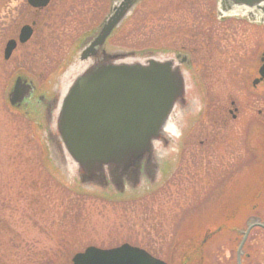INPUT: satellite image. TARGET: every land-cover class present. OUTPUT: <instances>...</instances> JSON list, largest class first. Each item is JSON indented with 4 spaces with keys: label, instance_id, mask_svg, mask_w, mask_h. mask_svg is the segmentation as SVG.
<instances>
[{
    "label": "rangeland",
    "instance_id": "obj_1",
    "mask_svg": "<svg viewBox=\"0 0 264 264\" xmlns=\"http://www.w3.org/2000/svg\"><path fill=\"white\" fill-rule=\"evenodd\" d=\"M111 7L110 0H52L37 11L27 0H0V264H73L88 246L123 243L168 264H237L248 225L264 222V122L252 104L227 126L207 110L223 93L221 66L259 55L264 30L250 20L220 24L217 0H143L109 39L108 50L135 53L127 63L154 55L179 64V53L191 60L180 65L185 103L170 119L177 133L155 142L154 184L119 192L80 184L77 170L70 175L65 164L63 174L51 156L46 167L38 128L11 108L18 76L47 96L62 91L82 63L81 42ZM33 20L32 38L5 59L7 42ZM243 264H264V229L251 230Z\"/></svg>",
    "mask_w": 264,
    "mask_h": 264
},
{
    "label": "water",
    "instance_id": "obj_2",
    "mask_svg": "<svg viewBox=\"0 0 264 264\" xmlns=\"http://www.w3.org/2000/svg\"><path fill=\"white\" fill-rule=\"evenodd\" d=\"M50 1L28 0V3L43 9ZM141 1H116L99 28L84 38L80 45L81 68L69 74L73 76L58 92L55 115L51 116V110L47 112L46 144L54 165L60 166L65 175L68 173L65 164L70 167V175L77 170L83 185L122 192L146 183L154 184L160 172L155 142L167 143L163 134L172 112L178 103H185V77L180 64L154 55L147 63H127L121 60L135 55L134 52L107 48L111 36ZM225 1L228 5L221 10L262 21L264 0ZM32 34L31 25L23 26L19 42H27ZM16 46V40L8 41L6 59ZM28 81L21 76L15 79L8 95L12 106H19L30 96L32 83ZM55 120L53 131L51 125ZM255 227L264 228V222L252 220L248 225L237 250V264H242L245 242ZM73 262L168 264L128 243L111 249L88 247L76 254Z\"/></svg>",
    "mask_w": 264,
    "mask_h": 264
},
{
    "label": "flooded vegetation",
    "instance_id": "obj_3",
    "mask_svg": "<svg viewBox=\"0 0 264 264\" xmlns=\"http://www.w3.org/2000/svg\"><path fill=\"white\" fill-rule=\"evenodd\" d=\"M110 1L113 5L118 0ZM225 5H228L227 1L223 2V0H217L218 9H221L222 6ZM35 10L41 11L42 9ZM228 21H231V19H220L219 23L222 24ZM36 23L37 21L33 20L30 24L34 31ZM249 24L258 29L264 30V24L262 23L257 24L250 22ZM258 53L259 55L257 58H249L246 61L244 60L240 62L239 66L236 62L231 63V66L229 67H225L224 65L221 66L226 72L224 74L221 73L220 78L216 80H218V84L222 86L223 93L219 97L215 99L213 98L212 103L214 109L207 110L210 115L214 116L213 118L216 123H222L224 126H227L230 122H235L244 113L245 107H248V105L251 106V104V107H257V113L260 116L259 118L263 119L262 121L264 122V43L260 46ZM179 54L181 55V57L178 58L180 65L190 66L191 60L189 56L181 53ZM31 83L32 91L30 96L19 106H11V108L19 110V113H23L26 117L31 118L30 120L34 122L36 129L38 128L36 130V135L42 144V153L45 155L44 164L47 167L50 160V154L48 146L44 145L42 132L49 127L47 112L51 110L52 116L55 115L54 113L58 110L59 93L55 90L53 95L47 96L45 93L40 92L33 82ZM40 117H42V119ZM262 136L264 137V134ZM261 164L264 166V159L261 160ZM218 227L219 226H217L216 229H219ZM208 237L211 238V236Z\"/></svg>",
    "mask_w": 264,
    "mask_h": 264
},
{
    "label": "bare ground",
    "instance_id": "obj_4",
    "mask_svg": "<svg viewBox=\"0 0 264 264\" xmlns=\"http://www.w3.org/2000/svg\"><path fill=\"white\" fill-rule=\"evenodd\" d=\"M81 68V66H77V67H73L70 71V73H73L77 70H79ZM165 132H168L170 134H176L177 133V127L175 126V124L171 123L170 121L168 122L167 126H166V129H165ZM73 168V167H71Z\"/></svg>",
    "mask_w": 264,
    "mask_h": 264
},
{
    "label": "trees",
    "instance_id": "obj_5",
    "mask_svg": "<svg viewBox=\"0 0 264 264\" xmlns=\"http://www.w3.org/2000/svg\"><path fill=\"white\" fill-rule=\"evenodd\" d=\"M262 184H264V180L262 181ZM256 203V202H255ZM247 204V203H246ZM248 205H250V203L248 204ZM257 205V207H258V205L259 204H256ZM228 224V223H227ZM226 224V225H227ZM219 225H221V223L219 224ZM225 224H223V225H221L224 229H226V228H229V227H227ZM228 230V229H227ZM224 231V230H223ZM222 231V232H223ZM221 233V231H219V232H217V234H216V236H219V234ZM247 258H248V256H247ZM247 258H246V260H247Z\"/></svg>",
    "mask_w": 264,
    "mask_h": 264
}]
</instances>
